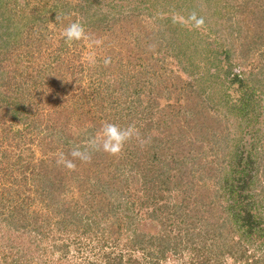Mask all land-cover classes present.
<instances>
[{"label": "trees", "instance_id": "trees-1", "mask_svg": "<svg viewBox=\"0 0 264 264\" xmlns=\"http://www.w3.org/2000/svg\"><path fill=\"white\" fill-rule=\"evenodd\" d=\"M90 1L93 0H81L77 4H69V7L81 12L82 22L84 20L87 22L91 16L92 19L95 18L89 20L93 22L95 31L100 30L101 34H105L107 37H109L108 31H111L114 25L118 24L121 29L124 25L120 18L109 19L108 12L111 13V8L115 10L119 6V13H122V7L128 8L127 16L123 19L126 23L129 20H134V24L136 20L137 24V16L131 15L136 7H141L148 17H153L152 10L155 11L158 1L164 6L172 5L169 0L165 2L158 0L157 5L153 8L155 0H135L136 5L133 8V0H94L98 2V6L92 5L91 7ZM62 2L63 0H61V6L68 5ZM144 2L146 4L143 7ZM195 2L198 7L200 1L195 0ZM252 3H255L257 8L264 5L260 0L258 3L256 0H234L231 5L232 12L236 11L240 14L245 7H249ZM105 5L108 8L106 12L103 10ZM198 11L202 12L203 16L207 13L209 16L213 15L207 5L201 4ZM250 11L249 9L248 13ZM257 13L262 19L264 10ZM16 14L18 15L17 12ZM255 15L256 12L252 16ZM14 17L11 9L0 6V40L3 35L9 36L12 33L10 24ZM24 17L26 15L20 12L18 18ZM72 18V22H74L75 18ZM155 21L158 27L156 32L161 42L157 48V52L161 56L159 63L163 67L164 58L170 54L177 64V71L193 77L194 74L189 68L192 66L189 59L192 55L191 48L194 45L189 39L191 36L186 32L171 35L169 30L165 29L166 25L162 21L158 19ZM92 22L90 24L88 22L87 26H90ZM8 30L10 32H7ZM181 33L184 35L182 38L178 37ZM165 40L166 42H163ZM51 46L50 43L49 47ZM70 51L75 52L74 49H71V44L64 39L59 40L54 51L50 53H54L55 56L53 58L49 56L52 59L48 61L45 68L48 69L55 64L62 63L63 61L60 60L62 54H67ZM74 63L76 66V62ZM77 68L71 75L72 77L85 69L84 65L79 64ZM68 69L66 67L67 71L70 70ZM54 76H58L61 83L66 82V72L65 74L57 73ZM250 76L251 79H249ZM233 78L239 83L252 80H256L257 84L263 83L264 67L258 71L257 75L249 74L246 79L239 74L234 75ZM189 80L181 82V92L189 93L186 98L192 100V95L199 98L204 97V86L200 83V79ZM164 81L161 79L162 87L158 88L159 93L163 94L169 92ZM1 85L3 84L0 83ZM65 85L71 86L70 84ZM24 91L25 87L17 91L22 95L21 105L26 100V97L23 96ZM30 91L27 89L26 95ZM110 94L107 96L110 97ZM201 94L203 95L201 96ZM133 95V98L129 95L126 96L129 98V100L126 99L127 103L131 107L133 105L131 103H141L139 93L135 92ZM11 96L2 94L0 100V106L6 105L5 114L0 123V163L3 160L13 161L12 164H0V264H159V261H168L169 259L175 261L176 255L181 256L188 249L197 254L186 264H224L225 256L232 258L234 264L239 261H245L246 264H264V252H261L259 258H256L249 250V248L253 249V246H259L255 247L254 251L264 250V213H262L264 186H261V190H255L256 185L263 182L262 180L258 181V170L262 166L259 161L261 162L264 158V121L260 126L255 118L254 126L246 128L247 133L244 136L247 138L240 139V137L237 138L235 132L236 126L233 127L230 124L226 113L220 118L216 116V118H211L208 115L210 118L207 119L208 122L195 120L196 125L193 126L187 118H184L185 121L183 120L184 125L179 122L181 119L179 114L182 109L160 115L152 123V126L157 125L159 128V134L157 133L158 136L153 139V144L147 143V150L143 154L137 156L132 147L125 148L127 150L124 156H120L118 152L117 156L112 155V158H107L108 161L105 162L104 167L113 170L110 172L111 176L103 180L104 178H99V172L98 175L95 173L99 180L97 185L99 189L96 193L105 199L111 194L114 200L109 204L101 199L97 202L100 205L109 206V209H101L103 215L106 216L109 211H112L113 216H116V209H126L131 213L129 216H124L126 221L122 225L124 232L129 233L126 236V242L122 246L119 245L121 243L120 229L112 226L110 233H108L109 230L102 232V235H106L108 239L100 246L99 250L95 247L90 248L88 252H82L86 245L84 246L79 240L78 235L91 234L93 231L94 216L83 214L87 210L90 211V208L94 209L96 201L97 194L91 193L86 186L92 176L88 172L86 176H79L74 170L70 171L68 175L65 173L62 176L63 172L61 171L64 170L62 164H54L49 171L42 170L41 163L40 165L33 164V168L40 166L41 169V171H34V169L31 174L30 182L33 183L36 197L31 199V196L23 194L24 190L19 191L16 179L11 177L10 165L24 170L28 169V164H18L24 158L25 142L22 137L25 132L29 131L26 127L28 117L26 113H23L24 108L20 107L21 111L17 109L20 106V103L17 104V96L16 98ZM107 96H100L103 101L99 107L100 114L93 118V123H97L103 128L106 122H111L125 128L126 121L122 117L123 114L116 109L113 111L117 104L116 102L110 104L107 101L108 98L106 99ZM6 99L9 100L6 101ZM251 102L252 106L257 108L256 104ZM242 104L246 105L247 103H243L241 98L236 103H230L228 113L236 111ZM24 105L28 106L25 103ZM78 105L79 102L70 106L74 116L76 115V120L82 115L76 110ZM61 106L64 107V103ZM82 107L80 105L79 109ZM198 107L186 108L181 111V115L186 117ZM120 110L125 112V107ZM85 113H91V109ZM107 117L106 122H97V120L102 121ZM68 120L71 119L68 118ZM137 121L140 124V120ZM57 123L65 125L63 121ZM65 126H63L64 130ZM94 127H83L82 131H80V127L72 128L74 131L72 138L76 140V132L80 131V139H86L87 143L92 144L97 133ZM70 133L72 132L70 131ZM208 141L215 147L213 146L214 151L210 154L212 160L205 159L203 163V143ZM245 141L247 143H240ZM73 144H75L74 148L81 146L80 144L78 146L77 143ZM196 145L200 156L192 155L190 159L197 164H188V153L189 151L191 153ZM219 151L222 157L219 155ZM90 153L92 151H89ZM219 157L220 159H218ZM98 165L94 164V166ZM127 174L138 176V179ZM72 182L79 191L80 202H83V205L85 203V210L82 209L77 198L65 201L62 197L64 192L73 191L71 190L74 188ZM108 182H112V184ZM134 190L139 192L137 196L139 207L147 211L146 219H141V221H145V226H149L154 230L153 232L139 228L141 221L139 222L137 214L131 209L134 202L127 199V196ZM21 195L27 198H21ZM117 201L118 203L115 205ZM122 206L123 208H121ZM149 220L150 224L148 225L147 221ZM175 230L178 232L176 233ZM60 234H63V237ZM48 239L51 241L48 242ZM130 247L133 248L130 249ZM135 250L139 256L134 255L133 251ZM91 256L95 258L91 259ZM177 264H184V262L180 261Z\"/></svg>", "mask_w": 264, "mask_h": 264}, {"label": "rangeland", "instance_id": "rangeland-1", "mask_svg": "<svg viewBox=\"0 0 264 264\" xmlns=\"http://www.w3.org/2000/svg\"><path fill=\"white\" fill-rule=\"evenodd\" d=\"M80 1L63 0V4H68L66 7L61 6V0H0V6L11 9L15 15L10 24L12 33L9 36L7 34V36L3 35L0 40V78H2L0 83L3 84L0 86V93L5 96H15V98L17 96V104L19 105L20 103L17 109L20 110V107L24 108L23 113H26L28 117L26 127L29 131L25 132L24 137H22L25 142V147L23 148L25 150L23 153L24 158L18 162V164H28V169L24 170L10 165L12 170L11 177L16 179V186L19 191L24 190L23 194L34 199L36 195L33 191V183L30 182L31 174L32 170L41 171V169L40 166L39 168H33V164L40 165L41 163L42 170L49 171L54 164H58L57 159L60 153H63L65 160L72 161L74 165L69 168L62 164L64 166V170L61 171L63 172L62 176L65 173L68 175L72 170L77 172L79 176H86L87 172L92 176L86 186L91 193L97 194L95 196L96 201L94 209L90 208V211L87 210L83 214H86V216L92 214L94 216L93 220L95 222H92L93 231L91 234L78 235L79 240L84 246L86 245L82 252H88L90 248L95 247L99 250L100 246L108 239L106 235H102V232L109 230L108 233H110L112 226L120 229L121 235L119 239L121 243L119 245L122 246L126 242V236L129 234L124 232V227H122L126 221L124 216L131 215L126 209H116V216H113L114 213L112 211H109L106 216L101 212V209H109V206L97 203L100 199L108 202V204L114 200L111 194L105 199L96 193L98 192L97 189H99L97 187L99 180H97L96 174L98 175L99 172L98 176L99 178H104L103 180L111 176L110 172H113V170L104 167L106 165L105 162L108 161L107 158H112V155L115 157L117 154H110L102 149H95L92 146L93 143L89 144L86 139H80L81 137L79 136L83 127L95 126L97 133L95 134L96 138L93 139L97 142L100 140L103 128L98 126L97 123H93V118L100 114L99 107L103 102L100 96H107V94L111 93V96H107L106 99L108 98L107 101L110 104L116 102L117 107H114L113 111L116 109V111L118 110L119 113L123 114L122 117L126 121H124L125 128L131 125L134 129V135L118 153L120 156H124L129 147H132L134 154L137 156L143 154L147 150V143L153 144V139L159 134V128L157 125L152 126V123L163 113L168 114V112L189 109L190 107L199 106L194 112L187 114L186 117L183 114L181 115L182 110H180L179 116L181 119L179 122H182V124L184 123V118H187L193 126L194 124L196 125L195 120L208 122L207 119H210L208 115L211 118H220L226 113L230 124L233 127L236 126L237 138L246 137L244 136L247 133L246 128L254 126L253 121L255 118L260 126L262 125L261 122L264 121V82L257 84L256 80H252L251 82L239 83L233 77L239 74L246 79L249 74L257 75L258 71H261L264 67L262 66L264 64V16L261 19L258 16L260 14L257 13L264 10V5L257 8L255 3H252L239 14L235 10V12H232L233 8L231 5L234 0H197L200 1L199 6L201 4L207 5L210 11L213 12V15L209 16L207 13V15L203 16L201 15L202 12H200L202 10L198 11L199 6L197 7L195 0H169L172 4L171 6H164L158 0H155L153 8L157 5V1L158 5L155 11L152 10L154 16L148 17L144 9L141 7L135 8L136 1L133 0L135 11L131 15L137 16V24L136 20L134 24V20H129L126 23L123 19L127 16L128 8L124 7V9L122 7V13H119V6L115 10L111 8V13L108 12L109 19L120 18L123 20L121 22L124 25L122 29L118 24L114 25L113 29L108 31L109 37H107L105 34L102 35L100 30L95 31L93 22L89 21L95 18L92 19L91 16L87 22L85 20L82 22L81 12L78 9L69 7V4H77ZM163 1L165 2L166 0ZM256 2L258 3L259 0H256ZM260 2L264 4V0H260ZM145 4L144 2L143 7ZM92 5L98 6V2L93 0L90 3L91 7ZM249 9L251 10L250 13H248ZM64 10H67V12H64ZM103 10L105 12L108 11L106 5ZM253 10L256 12L255 16H252L255 13ZM16 12L18 15L23 12L26 17L19 19ZM193 12L198 17L207 18H204V24L199 28L194 27L192 21L189 20V16ZM72 17L75 18V21L82 22L85 26L86 37L79 41L68 42L71 44V49H74L75 52L70 51L67 54H62V59H60L63 61L62 63L46 69L48 61L55 56L54 53H50L54 51L58 41L64 39L63 30L73 21ZM156 19L166 25L165 29H168L171 35L186 32L187 35L191 36L189 39L194 43V47L192 46L191 48L192 55L189 60L192 62V66L189 68L194 74L193 77H190L187 73L177 71V64L170 57V54L164 58L163 67L159 63L161 56L157 52V48L161 42L156 32L158 28ZM88 22L89 24L92 22L90 26H87ZM102 28L105 29L103 26ZM7 32H10V30ZM152 32L153 35L151 36ZM178 37H184L183 33L178 35ZM96 40L101 41V43L97 45L94 43ZM163 42H166V40ZM50 43L52 44L51 47H49ZM77 55L78 57H76ZM49 56L52 58H49ZM106 58H109L107 64L104 62ZM74 62H76V66ZM78 64L84 65V68L87 67L72 77L73 72L78 69ZM66 67L70 70L68 69L69 71H67ZM65 72L66 82L61 83L59 77L54 75H57V73L65 74ZM195 78L200 79V83L204 86L205 96L199 98L192 95V100H189L186 98L189 93L187 91L184 94L181 92V82H188L190 81L189 79ZM161 79L165 80L166 87L169 89V92L164 94L158 91V88L162 87ZM249 79H251V76ZM65 84H70L71 86L68 87ZM22 87H25L23 96L26 97V100L21 105L20 98L22 95L17 93V91L21 90ZM26 88L31 90L27 95ZM135 92L139 93L141 103H131L133 104L131 107L127 103L129 98H126V96L129 95L133 98ZM2 94H0V100ZM239 98L243 100V103L246 102L247 104H242L236 111L228 113V105L236 103ZM8 100L6 99V101ZM251 101L256 104L257 108L252 106ZM77 102H79V105L76 110L82 115L76 120V115L74 116L73 109L70 106ZM24 103L28 106L26 107ZM63 103L64 107L61 106ZM80 105L83 106L82 109H79ZM5 106V104L0 106V123L5 114ZM123 107H125V112L120 110ZM90 109L91 113L86 114L85 112ZM68 118L71 120H68ZM107 120L108 117L102 121L97 120V122H106ZM137 120H140V124ZM58 121H63L67 126L58 124ZM63 126H65V130ZM79 127L80 131L76 132L77 138L74 140L72 138V135H74L72 128ZM243 128L245 130L242 131ZM73 143L80 144L81 146H78L82 151L86 150L88 153L92 151L89 154L91 156L89 161H82L71 155L75 145ZM89 146L90 148H88ZM213 146L209 141L203 143V163L205 159L212 160V155L210 154L214 151ZM125 148L127 149L125 150ZM199 154L200 152L196 145L193 151L188 153V164H197L190 158L192 155L199 157ZM219 155L222 157L220 151ZM12 163L13 161L3 160L0 164ZM259 163L262 166L258 170V181L261 182L262 180L264 182V158ZM94 164L99 165L94 166ZM132 177L138 179V176ZM263 182L256 185V191L262 189L261 186H264ZM108 183L112 184V182ZM72 186L74 187L71 189L73 193L71 191L64 192L63 199L70 201L71 198H77L80 206L82 205V209L85 210V203L83 205V202H80L79 191L75 188L73 182ZM131 190L133 189L131 188ZM137 191H131L127 199L134 202L131 209L137 214L140 222L141 219H146L145 214L147 211L139 207L137 200L139 192ZM26 196L21 195L20 197L24 198ZM117 203L118 201L115 202V205ZM263 209L262 213H264ZM86 222L88 223V221ZM114 222L116 223L113 225ZM119 222L121 223L117 226ZM147 223L149 225L150 220ZM139 224L141 230L154 231L149 226H145V221H141ZM175 232L177 233L178 230H175ZM60 236L63 237V234H60ZM49 241L51 240L48 239ZM253 247L255 248L256 246ZM253 249L249 248L256 258H259L261 252H264L263 249L255 251ZM133 252H135L134 255L139 256L136 250ZM195 254H197L195 251L188 249L181 256L176 255L175 261L169 259L168 261H159V264H177L180 261L186 264L193 257H196ZM94 258L91 256V259ZM224 258V264H234L232 258L227 256ZM235 264L246 263L245 261H239Z\"/></svg>", "mask_w": 264, "mask_h": 264}, {"label": "clouds", "instance_id": "clouds-1", "mask_svg": "<svg viewBox=\"0 0 264 264\" xmlns=\"http://www.w3.org/2000/svg\"><path fill=\"white\" fill-rule=\"evenodd\" d=\"M189 20H191L193 26L197 28L204 24V18L202 16L198 17L195 12L189 16ZM62 35L66 42L79 41L86 37L85 26L79 21L71 22L64 28ZM94 43L99 45L101 41L96 40ZM104 62L107 64L109 62V58H106ZM133 135L134 129L131 125L127 128H124L115 123L106 122L103 125L102 136L100 140L98 142L93 141L92 146L95 149H102L103 151H106L110 154H117L122 150L124 144ZM71 155L81 159L82 161H87L90 159L89 153L86 150L82 151L78 147L72 150ZM57 163L64 164L69 168L74 166L72 161L64 159L63 153L59 154Z\"/></svg>", "mask_w": 264, "mask_h": 264}]
</instances>
